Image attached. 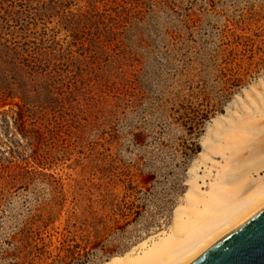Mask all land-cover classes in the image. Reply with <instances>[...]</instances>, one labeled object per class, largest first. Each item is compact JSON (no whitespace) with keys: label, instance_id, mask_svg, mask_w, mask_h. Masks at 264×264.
Returning a JSON list of instances; mask_svg holds the SVG:
<instances>
[{"label":"rangeland","instance_id":"rangeland-1","mask_svg":"<svg viewBox=\"0 0 264 264\" xmlns=\"http://www.w3.org/2000/svg\"><path fill=\"white\" fill-rule=\"evenodd\" d=\"M260 80L264 0H0V264H107L163 230Z\"/></svg>","mask_w":264,"mask_h":264},{"label":"bare ground","instance_id":"bare-ground-1","mask_svg":"<svg viewBox=\"0 0 264 264\" xmlns=\"http://www.w3.org/2000/svg\"><path fill=\"white\" fill-rule=\"evenodd\" d=\"M214 118L170 225L107 264H191L264 207V80Z\"/></svg>","mask_w":264,"mask_h":264},{"label":"water","instance_id":"water-1","mask_svg":"<svg viewBox=\"0 0 264 264\" xmlns=\"http://www.w3.org/2000/svg\"><path fill=\"white\" fill-rule=\"evenodd\" d=\"M191 264H264V207Z\"/></svg>","mask_w":264,"mask_h":264}]
</instances>
